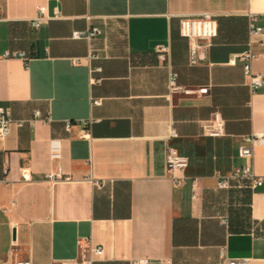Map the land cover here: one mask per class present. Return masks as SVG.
<instances>
[{"label": "crops", "instance_id": "1", "mask_svg": "<svg viewBox=\"0 0 264 264\" xmlns=\"http://www.w3.org/2000/svg\"><path fill=\"white\" fill-rule=\"evenodd\" d=\"M39 7L50 19L34 28ZM205 14L219 34L193 45L181 20ZM251 17L264 29V0H0V106L14 120L0 140V264L13 242L32 264H77L81 238L103 248L94 264H264V186L218 188L245 165L246 139L264 135V87L253 92L232 63L253 51L264 75V32L251 39ZM94 28L102 35L72 38ZM171 73L207 93L171 95ZM216 114L224 134L210 137ZM171 148L189 160L178 182ZM59 167L70 181H49ZM254 171L264 177V144Z\"/></svg>", "mask_w": 264, "mask_h": 264}, {"label": "built area", "instance_id": "2", "mask_svg": "<svg viewBox=\"0 0 264 264\" xmlns=\"http://www.w3.org/2000/svg\"><path fill=\"white\" fill-rule=\"evenodd\" d=\"M50 18L46 16V9L44 7L38 8V15L31 21V25L34 28H40L46 21ZM181 35L184 38L190 40V42L195 45L196 42L200 40H212L216 38L219 34V24L215 16L205 14L202 16H188L181 20L180 25ZM264 29L258 25V18L251 17L250 20V36L253 40L254 38L263 34ZM102 35V31L98 28H94L88 31H76L73 33L72 38L75 40H88L91 41L93 38ZM160 58L165 60L168 50L159 46L157 48ZM5 58H20L25 62H28L32 55L26 52H8L4 56ZM96 58V56H92ZM258 60V54L249 51L244 53L237 58L232 60L233 64L241 62L244 68L245 78L253 92L264 87V75L254 72L253 64ZM169 91L170 94L184 93L186 95L193 94H205L208 89L203 88L201 90H192L180 86L177 83V75L171 73L169 79ZM95 105H100L101 101L97 100L94 102ZM39 115V114H37ZM14 122L11 113L8 109L0 106V140H5L10 135V126ZM71 124H68V129L71 128ZM224 120L220 114H216L214 119L205 126V132L210 137H220L224 134ZM90 137V131L87 124L83 125L81 130V138ZM172 137H177L175 132H172ZM247 145L242 146L239 149V157L245 160V165L236 168L234 172L228 177H221L218 181V188L229 190L233 187L235 182H245L248 184L249 188L252 190H257L264 186V177L258 176L254 171V146L257 144H264V135H254L246 139ZM50 157L52 161L58 162L62 158V147L60 141L54 140L50 145ZM168 173L171 178L175 181H179L177 176L178 172H183L189 166L188 158L182 156L176 149L171 148L168 152L167 157ZM47 178L51 182L55 181H70V176H65L62 173V168L59 167L56 172H51L47 175ZM100 185L98 182L96 183ZM198 187V180H194L192 183V188L194 192ZM78 248L81 254L80 260L77 264H94L93 256H102L104 250L102 247H94L92 240L88 238H81L78 240ZM11 257L10 264H32L30 259L22 257L18 253V247L16 242L12 243L11 249L9 251ZM221 257L226 258L225 248L221 249ZM131 264H170L160 260H149L140 259L131 262ZM228 264H248L247 261H232L228 260Z\"/></svg>", "mask_w": 264, "mask_h": 264}]
</instances>
